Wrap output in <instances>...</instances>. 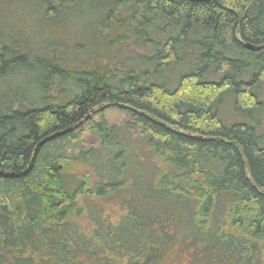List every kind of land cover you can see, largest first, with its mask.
I'll return each mask as SVG.
<instances>
[{"label": "trees", "instance_id": "obj_1", "mask_svg": "<svg viewBox=\"0 0 264 264\" xmlns=\"http://www.w3.org/2000/svg\"><path fill=\"white\" fill-rule=\"evenodd\" d=\"M0 264H264V0H0Z\"/></svg>", "mask_w": 264, "mask_h": 264}, {"label": "rangeland", "instance_id": "obj_2", "mask_svg": "<svg viewBox=\"0 0 264 264\" xmlns=\"http://www.w3.org/2000/svg\"><path fill=\"white\" fill-rule=\"evenodd\" d=\"M224 113L227 114V116H230L229 109L225 111ZM104 119L108 123L109 126H112L117 133L121 134L120 138H123V135H124L125 140L131 143L133 142L134 139L136 140L135 134L132 131H129L125 127L127 123V119H128L125 113L119 110H116V109H110L106 111ZM83 129L85 128L83 127ZM78 137L79 139L77 141L81 148L85 150H92V151H96L99 148V145H100L99 139L97 138L96 135L92 134L91 132L85 130L82 133V135H79ZM73 144H71V146L69 147L67 146L66 148H63L60 151V153L67 155V156H71L73 153H75V146ZM69 172L70 174L74 175L78 179L81 176L86 175L85 169H83V167L72 165V164H70Z\"/></svg>", "mask_w": 264, "mask_h": 264}]
</instances>
